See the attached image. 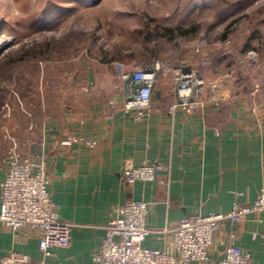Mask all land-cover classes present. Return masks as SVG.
Returning a JSON list of instances; mask_svg holds the SVG:
<instances>
[{"label": "crops", "instance_id": "crops-1", "mask_svg": "<svg viewBox=\"0 0 264 264\" xmlns=\"http://www.w3.org/2000/svg\"><path fill=\"white\" fill-rule=\"evenodd\" d=\"M112 65H102L99 75L94 67L81 66L78 75L69 67L66 81L42 85L33 105L19 117H3L8 125L0 121V211L7 153L18 147L47 164L57 212L74 226L70 244L54 248L48 258L40 250V232L0 227V258L16 250L28 254L30 264H97L93 256L104 227L130 200L151 203L147 226L161 230L186 218L227 214L236 203L254 204L264 191V83L260 96L235 87L238 94L233 90L219 104L173 112L174 84L171 76H161L150 112L138 122L124 110L125 83ZM74 136L83 143L62 145ZM146 163L165 171L152 182L123 181L127 169ZM232 229L226 224L218 231L209 263L192 264H218ZM236 230V245L252 255L253 264H264V243L253 238L264 234V211ZM144 246L179 257L171 237H149Z\"/></svg>", "mask_w": 264, "mask_h": 264}, {"label": "rangeland", "instance_id": "rangeland-1", "mask_svg": "<svg viewBox=\"0 0 264 264\" xmlns=\"http://www.w3.org/2000/svg\"><path fill=\"white\" fill-rule=\"evenodd\" d=\"M227 31L232 47L217 51L212 44ZM2 39L8 42L0 48V114L5 106L13 117L33 105L42 85L64 82L69 67L75 75L94 67L99 75L105 64L131 72L162 61L234 82V92L245 95L264 83V0H0ZM29 50L28 61L15 62ZM204 58L208 69L200 65ZM0 121L9 124L1 115Z\"/></svg>", "mask_w": 264, "mask_h": 264}, {"label": "built area", "instance_id": "built-area-1", "mask_svg": "<svg viewBox=\"0 0 264 264\" xmlns=\"http://www.w3.org/2000/svg\"><path fill=\"white\" fill-rule=\"evenodd\" d=\"M232 44V39L228 38L212 46L217 51H228ZM197 53L203 52L197 50ZM246 55L251 63L260 64L255 52H248ZM200 65L208 69L211 63L204 58ZM116 68L125 83L122 89L126 101L124 110L133 113L138 122L143 121L150 112L153 90L161 76L172 78L177 97L171 108L173 112L178 108L193 112L205 108L210 103L219 104L227 100L233 91V84L229 85L222 80L210 81L192 65L172 67L162 61H156L147 66H136L131 72L124 70V66L119 63H116ZM259 93H262V86L257 83L251 95L256 96ZM0 115L9 116L5 106ZM77 143H83L82 139L74 136L64 140L62 145L71 146ZM86 144L95 146V143L91 142ZM7 164V175L1 183L0 227L14 233L23 229L40 232V250L44 257L48 258L54 248H63L70 244L74 226L63 221L57 212L56 203L48 188L50 175L47 164L39 157L24 155L18 147L9 148ZM164 171L165 166L161 164L146 163L127 169L123 174V181L128 184L138 181L152 182ZM151 207L149 202L135 200L118 207L113 219L104 227L106 235L93 260L97 264L209 263L216 234L226 224H231L233 229L229 233V243L218 264H253L252 255L236 245V227L249 215L264 211V191L254 204L236 203L227 214L186 218L161 230H153L147 226ZM149 237H156L158 240L171 237L179 257L164 250L145 247L144 242ZM253 238L264 243V234H254ZM30 263L28 254L16 250L0 258V264ZM39 264L47 263L41 261Z\"/></svg>", "mask_w": 264, "mask_h": 264}, {"label": "trees", "instance_id": "trees-1", "mask_svg": "<svg viewBox=\"0 0 264 264\" xmlns=\"http://www.w3.org/2000/svg\"><path fill=\"white\" fill-rule=\"evenodd\" d=\"M185 35V34H184ZM228 36V31L227 32H225L223 35H222V39L223 40H226V39H228L229 37H227ZM47 48L48 49H50L51 48V44H49L48 46H47ZM247 49H249V48H247ZM44 53H46L45 52V50L44 49H41L40 50V52L38 53L39 54V56H43V54ZM33 54H32V52H31V50H29V51H27V53L25 54V56L23 55V56H21L17 61H15V62H23V61H28L29 60V57H31ZM36 56H38V55H36ZM34 57V58H37V57ZM32 59V58H31ZM3 70V69H2ZM2 77V76H1ZM0 82H1V80H0Z\"/></svg>", "mask_w": 264, "mask_h": 264}, {"label": "bare ground", "instance_id": "bare-ground-1", "mask_svg": "<svg viewBox=\"0 0 264 264\" xmlns=\"http://www.w3.org/2000/svg\"><path fill=\"white\" fill-rule=\"evenodd\" d=\"M6 42H8L7 39H2V40H0V48H1L3 45H5Z\"/></svg>", "mask_w": 264, "mask_h": 264}]
</instances>
